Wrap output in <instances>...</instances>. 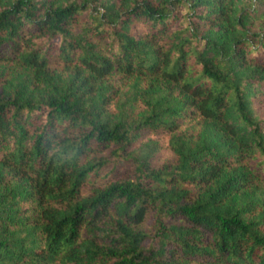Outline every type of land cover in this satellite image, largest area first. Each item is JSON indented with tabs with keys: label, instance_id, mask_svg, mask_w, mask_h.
<instances>
[{
	"label": "trees",
	"instance_id": "1",
	"mask_svg": "<svg viewBox=\"0 0 264 264\" xmlns=\"http://www.w3.org/2000/svg\"><path fill=\"white\" fill-rule=\"evenodd\" d=\"M0 264H264V0H0Z\"/></svg>",
	"mask_w": 264,
	"mask_h": 264
}]
</instances>
